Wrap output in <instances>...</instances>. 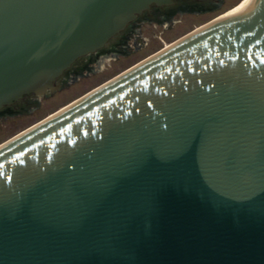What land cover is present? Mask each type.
I'll return each instance as SVG.
<instances>
[{
	"label": "water",
	"instance_id": "water-1",
	"mask_svg": "<svg viewBox=\"0 0 264 264\" xmlns=\"http://www.w3.org/2000/svg\"><path fill=\"white\" fill-rule=\"evenodd\" d=\"M168 3L0 0V109ZM0 264H264V0L1 143Z\"/></svg>",
	"mask_w": 264,
	"mask_h": 264
},
{
	"label": "rangeland",
	"instance_id": "rangeland-1",
	"mask_svg": "<svg viewBox=\"0 0 264 264\" xmlns=\"http://www.w3.org/2000/svg\"><path fill=\"white\" fill-rule=\"evenodd\" d=\"M237 1L240 2L241 0L227 1L223 9L233 6ZM222 11L224 10H218L201 17L185 16L182 18V22L174 24L170 29L160 24L145 22L138 27L136 32L138 36L129 39L128 42L131 45L129 50H131L128 55L123 56L121 53L113 54L109 52L99 54L93 60L88 59V57L79 60L73 67V71L68 72L66 76L60 79L58 89L35 98L37 102L35 107L27 108L24 112L18 114H10V112L0 114V144L162 49L166 43H171L205 24L210 21L211 17ZM136 41L142 46L136 48ZM115 42L116 40H113L112 43Z\"/></svg>",
	"mask_w": 264,
	"mask_h": 264
},
{
	"label": "flooded vegetation",
	"instance_id": "flooded-vegetation-1",
	"mask_svg": "<svg viewBox=\"0 0 264 264\" xmlns=\"http://www.w3.org/2000/svg\"><path fill=\"white\" fill-rule=\"evenodd\" d=\"M227 1L228 0H170V3L161 6L152 4L150 5L149 9L139 14L134 21L129 23L126 28L118 36H116L115 43H111L110 47H105L104 49L96 53H92L86 57H88L90 60H93L97 55L109 52L113 54L121 53L123 56H126L131 50H129L131 45L128 41L133 36H138L136 32L138 31L137 29L141 24L145 22L152 24L156 23L167 29H170L174 24L182 22V18L185 16L201 17L214 13L218 10H224L221 13L211 17L209 19L211 20L222 15L225 11L239 2L237 1L233 6L223 9ZM135 46L136 48H139L142 46V44L136 41ZM86 57H82L79 60ZM72 69L73 67L69 70V72L73 71ZM35 98V96H28L12 103L11 105H6L0 109V114L6 112H10V114L22 113L27 108H32L37 105Z\"/></svg>",
	"mask_w": 264,
	"mask_h": 264
},
{
	"label": "bare ground",
	"instance_id": "bare-ground-1",
	"mask_svg": "<svg viewBox=\"0 0 264 264\" xmlns=\"http://www.w3.org/2000/svg\"><path fill=\"white\" fill-rule=\"evenodd\" d=\"M243 0H241L240 2H242ZM239 2V3H240ZM237 6V5H236ZM236 6H234L232 9H230V10H228L227 12H225V13H223L222 15H220V16H225V15H227L230 11H232ZM198 28V27H197ZM162 41V40H161ZM170 43H166L165 45H164V47H167L168 45H169ZM105 59V58H104ZM103 66V65H102ZM102 68V67H101ZM100 68V69H101ZM65 106V105H64ZM64 106H62L61 108H63ZM61 108H59V109H61ZM58 109V110H59Z\"/></svg>",
	"mask_w": 264,
	"mask_h": 264
}]
</instances>
